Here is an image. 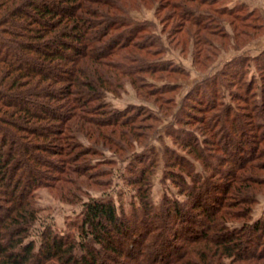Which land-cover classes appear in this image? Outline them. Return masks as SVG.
<instances>
[{"label": "trees", "instance_id": "1", "mask_svg": "<svg viewBox=\"0 0 264 264\" xmlns=\"http://www.w3.org/2000/svg\"><path fill=\"white\" fill-rule=\"evenodd\" d=\"M218 2L0 0V264H264V207L252 218V206L264 190L263 75L259 95L254 94L258 100L251 96L247 101V83L244 97L235 96L242 102L237 106L218 110L215 101H209V109L216 112L207 119L194 118L204 136L201 141L194 135L176 140L177 135L167 133L203 164L205 146L222 151L220 137L223 142L235 140L246 156L239 155L236 164L214 157L231 169L215 167L214 173L199 174L190 160L164 148V178L181 184L185 192L180 201L163 195L154 206L146 191L158 158L134 154L130 161L138 166L123 179L135 186L128 211L110 197H89L81 202L73 224L76 234L56 233L45 224L36 239H28L39 211L37 188H50L60 199L79 203L81 186L110 182L97 180L108 173L98 168L99 161L90 163L96 149L81 146L78 136L94 143L98 137L108 139L116 152L144 140L152 129L145 121L156 117L144 105L134 113L127 107L110 108L105 92L117 95L128 82L136 96L153 97L158 114L167 109L162 106L167 105L164 94L174 85L157 87L149 81L177 72L155 58L163 51L162 33L167 45L175 42L181 51L191 44L194 58L202 63L222 48L225 24L234 47L261 35L257 15H241ZM141 9L152 10L161 27L158 34L155 22L130 13ZM258 59L264 61V49L252 58ZM225 64L233 67L229 76L239 83L243 61ZM226 65L220 75L225 76ZM257 66L262 73L264 64ZM219 122L228 129L225 137L216 129ZM108 126H116L118 133L111 134ZM244 136L248 145L242 147ZM52 157L61 166L50 161ZM214 183H220L219 195H207L214 204L207 198L201 203Z\"/></svg>", "mask_w": 264, "mask_h": 264}, {"label": "rangeland", "instance_id": "2", "mask_svg": "<svg viewBox=\"0 0 264 264\" xmlns=\"http://www.w3.org/2000/svg\"><path fill=\"white\" fill-rule=\"evenodd\" d=\"M218 3L230 8L233 7L232 12H237L241 15L245 13H253L254 16L257 15V21L261 23L263 27L261 35L257 36L255 39H250L249 42H246L243 45L239 44L240 46L238 45L234 47L229 42L230 38L227 37L231 33L230 27L225 24L224 31L227 32V36L223 40L222 48L217 47L218 49L215 57L212 58L210 62L205 61L202 63L200 61L197 62L194 58V50L191 44L188 46L186 45L181 51V46L179 44L176 45L175 42L171 46L167 45L165 34L162 33L160 37L163 42V51L155 58L161 60L162 63H166V65L169 64L174 67L177 72L169 75V77H161L159 80L149 81L154 83L157 87L163 84L166 86L174 85L172 86V92L164 94V98H167V105L163 104L162 106L163 109L164 107L167 109L158 114L156 107L151 103L153 97L141 99L136 96L135 90L128 82L123 84V87L117 92V95L105 92L103 98L110 108L122 110L127 107L130 113H134L135 110L141 112L142 110H140V108H143L142 105H144V110L146 109V111H149V114L152 117H156L155 120L150 119L145 121L152 125V129L146 132L147 137L144 140L139 138L137 141H133L132 146L126 148V151L124 149L123 151L116 150V152L114 150L117 147L108 139L98 137V142L94 143L92 140L78 136L75 140L80 143L81 146L96 149L97 154L92 156L90 163L99 161L98 168L107 171L108 173L107 175L98 176L97 180L100 182L101 180L103 181L110 178V182H101L88 187L84 185L81 186L80 191L77 193V195H81L80 198L82 199L79 203L60 199L58 195L56 196L54 190L50 188H37L35 190V200L39 211L37 212V220L33 226V231H31L28 239H36L37 231L45 224H49L51 230L56 233L66 232L76 234L77 232L73 224L79 219L81 202L89 197H110L113 199L116 206L121 203L123 209L128 211V204L130 205L131 195H134L135 186L127 185L123 179L127 174H130V172L136 169L134 161H130L134 154L143 153L144 157L147 155L150 159L153 156L158 158L154 167L150 170L152 172L149 177L150 185L146 191V194H148V201L154 206L160 202V198L163 195L169 198H176L180 201L183 199L185 192L181 184L178 185L177 183L174 185L170 183L168 179L164 178V173L166 171L164 157L168 156L163 153L164 148L173 150L176 155H179L182 159L190 160L194 172L199 174H203L205 170L207 172H211V170L212 172L213 170L216 171V169H213L215 167H219L221 171L230 168L229 164L224 165V163L227 162L224 161L223 163L221 159H218L220 161H216V155L218 157L222 156L224 160L231 161L234 164L238 162L239 155H247V152H245L244 149L240 151L237 149V143L235 140L233 143L224 140L225 144L228 143L225 146L223 145V139L220 137L218 143H222V151H209V146H205V164H203L198 160H194V157L190 154H186L185 149H182L173 137L167 135V133L172 134L173 136L177 135L175 137L176 140H180L186 135H194L197 136L199 141H201V139H204V136L197 128L198 124L194 122V118L203 115V117H206L207 119L210 115L216 112L214 109H209V105H211L209 101H215V109L218 110L223 109V105H239L242 102L239 99H236L235 96L244 97V88L247 83L250 84V91L246 94V97H249V100L247 101L250 102L252 100L251 96L258 100V96L255 95H259V88L262 85L261 75L264 76V71L261 73L257 65L264 64V61L261 62L259 59L253 61L252 58L264 49V0H220ZM130 13L136 18H148L155 22V33H159L161 27L159 22L154 19L152 10L141 9L140 11H132ZM220 19L221 21H223V19L227 20V17L221 16ZM211 27H213L212 24ZM166 31L167 30L163 32ZM198 45L199 47L201 46V44ZM216 45L218 46V44ZM199 47L196 46V48ZM70 56H73V54L71 53ZM231 59L232 62L235 59H241L243 61L242 70L244 75L239 83L232 80L235 76H229L232 74L233 67H227L225 63ZM225 65L227 67L225 76L223 74L220 75L219 73L224 69ZM256 99L253 100L257 101ZM219 112L220 111H218V113ZM108 127L109 130H107L111 134L116 135L118 133L116 126ZM217 128L221 132L219 133L222 137L229 134L227 132L228 129H225L222 122L218 123L216 129ZM227 128H229L230 131L232 129L231 126H227ZM243 138L245 143L239 141L242 147L248 145V143H246L248 138L246 136ZM39 155V157H50L45 156L46 154ZM208 155H211L212 157ZM49 160L54 162L56 166H61L62 164L56 157L49 158ZM184 179L189 181L187 177H184ZM220 183L219 185L214 183L216 185L215 188L208 189L207 194L200 199V202L204 203V199L207 198L209 203L214 204V200H210L209 198L211 197L207 195H209L208 193L217 194L218 191H220ZM134 203L137 205V199H134ZM263 207L264 190L257 195L256 203L252 206V218H258L261 215ZM234 225L238 224L234 223Z\"/></svg>", "mask_w": 264, "mask_h": 264}]
</instances>
